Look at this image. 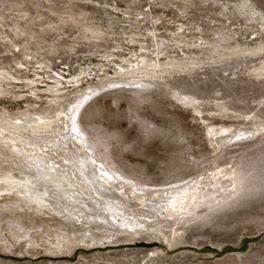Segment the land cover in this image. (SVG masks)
<instances>
[{
	"label": "rangeland",
	"instance_id": "374dc122",
	"mask_svg": "<svg viewBox=\"0 0 264 264\" xmlns=\"http://www.w3.org/2000/svg\"><path fill=\"white\" fill-rule=\"evenodd\" d=\"M262 49L264 15L251 0H0V117H54L60 112L64 117L65 108L78 105L76 99L93 95L80 107L92 102L83 122L121 134L114 138L111 134L109 143L124 173L152 188L188 180L207 166L203 160L214 155L205 125L242 122L229 114L215 116V111L225 104L250 110L260 103L256 90L264 85ZM155 76L169 81L193 78L205 91L199 100L206 110L202 115L215 119L203 123L190 107L176 102L172 107L169 97L150 91L166 111L179 115V120L167 116L171 119L167 121L130 92L116 91L130 86V80L159 81ZM233 147L227 149L237 154L220 159V164L235 161L240 152ZM1 152L14 157L5 149ZM258 195L214 215L209 224L187 225L172 248L165 241L146 240L147 235L157 238L150 231L116 243L134 235L122 232L120 224L116 227L122 234L111 242L101 237L99 244L86 232L96 234L103 223L83 225L72 219L63 232L58 226L68 220L56 215L38 224L44 227L41 230L24 233L7 231L12 221L1 222L0 264H264V199L257 200ZM80 200L77 208L91 222L96 205ZM250 217L252 221H244ZM14 234L22 237L16 240ZM154 251L161 253L159 259Z\"/></svg>",
	"mask_w": 264,
	"mask_h": 264
},
{
	"label": "bare ground",
	"instance_id": "6f19581e",
	"mask_svg": "<svg viewBox=\"0 0 264 264\" xmlns=\"http://www.w3.org/2000/svg\"><path fill=\"white\" fill-rule=\"evenodd\" d=\"M251 1L256 10L264 15V10L254 0ZM157 78L161 83L154 80H130L128 81L130 86L118 87L116 91L130 92L131 96L133 94L139 98L140 104L148 103L150 109L156 115L160 114V117L165 116L164 119L169 116L176 121L179 120V115L166 111L161 101L152 96L155 93L166 95L173 100L174 103L171 101L169 104L172 107L175 102L183 107H190L203 123L215 119V117L208 119L202 115L204 112L206 114V110L202 109L204 104L199 103V100L203 99L205 91L194 83L193 78L191 79L193 82L186 79L169 81V78L163 76ZM112 87L114 86H110ZM158 87L159 90L156 91L154 88ZM161 87L167 91L160 90ZM150 91H153V94ZM256 92L260 93V103L254 109L246 110L247 107H238L237 103L216 108L218 110L215 111L217 113L215 116L229 114L242 118V122L235 125H215L216 123L205 125L204 135L209 143L210 152L214 154L207 161L203 160V164L207 163L206 167L188 180H186L188 177L182 178L174 180L171 184L153 185V188L145 180L124 173L115 162L109 139L112 135V138L119 136L117 130L110 132L96 124L89 125L83 122L92 102L82 110L80 107L83 104L85 106L93 95L86 97L84 95L76 99L78 105L65 108L64 117L61 116L62 112L59 114L61 117L59 115L36 117L26 114L23 118L14 120L0 117V223L12 221L7 231L27 232L31 229L41 230L44 227L38 224L48 223L46 218L56 219L57 215L68 220L63 226L58 223L59 229L63 232L70 226L72 219L81 220L83 225L103 223L104 227H107H103V230L98 229L96 234L86 232V235L93 237V241L99 244L104 241L101 237L110 241L122 232L134 233L128 234L126 238L117 239V243L141 236L138 232L150 231L157 238L147 235L149 239L146 240L165 241L169 248L176 246L187 225L196 222L209 224L213 221L214 215L233 210L246 204L244 200L247 198L258 194L260 197V193H264V109L256 111L260 106H264V85ZM128 101L131 102L127 98ZM130 104L132 102L128 103ZM210 110L212 111L211 108ZM148 124L150 125L149 122ZM175 130L178 133L177 129ZM149 131L148 134L153 133ZM192 134L191 131L190 135ZM180 139L178 138L179 141ZM230 146L238 147V150L235 149L240 153L238 152L232 163L224 160L226 163L223 161V164H220V159L237 154L227 149ZM1 149L9 151L14 156L13 159L5 156ZM233 155L230 160H233ZM229 164L230 167L226 166ZM261 196L263 197H258L257 200L264 199V194ZM80 199L93 201L96 205V209L92 207L91 210L96 213L94 217L91 215V222H86L88 217L77 208L81 207V204L77 203ZM87 205L90 210L91 207ZM244 221H252V217ZM118 224L122 232H117ZM110 229H115L116 232H111ZM20 237L22 236L13 235L16 240ZM57 237L60 240L65 239L64 236ZM88 244L90 242L84 243ZM153 253L158 259L161 257L160 252Z\"/></svg>",
	"mask_w": 264,
	"mask_h": 264
},
{
	"label": "snow or ice",
	"instance_id": "6c2138e0",
	"mask_svg": "<svg viewBox=\"0 0 264 264\" xmlns=\"http://www.w3.org/2000/svg\"><path fill=\"white\" fill-rule=\"evenodd\" d=\"M255 3H257L261 8H264V2H261V0H254Z\"/></svg>",
	"mask_w": 264,
	"mask_h": 264
}]
</instances>
